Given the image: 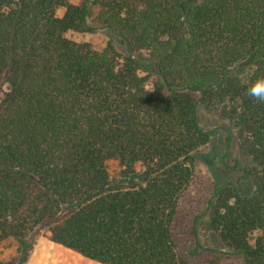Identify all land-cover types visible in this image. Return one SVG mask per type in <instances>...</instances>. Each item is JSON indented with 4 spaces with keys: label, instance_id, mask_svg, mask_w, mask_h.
I'll return each instance as SVG.
<instances>
[{
    "label": "trees",
    "instance_id": "16d2710c",
    "mask_svg": "<svg viewBox=\"0 0 264 264\" xmlns=\"http://www.w3.org/2000/svg\"><path fill=\"white\" fill-rule=\"evenodd\" d=\"M100 30L101 51L65 37ZM260 78L264 0H0L5 264L39 237L97 264H264V102L247 94ZM199 106L224 124L233 183L206 188L195 169L217 134ZM205 214L222 249L199 241Z\"/></svg>",
    "mask_w": 264,
    "mask_h": 264
},
{
    "label": "rangeland",
    "instance_id": "374dc122",
    "mask_svg": "<svg viewBox=\"0 0 264 264\" xmlns=\"http://www.w3.org/2000/svg\"><path fill=\"white\" fill-rule=\"evenodd\" d=\"M84 0H69L73 5H80ZM95 9L92 10L94 15ZM63 9L57 11V15L61 16ZM65 37L76 43H86L93 50L101 51L107 41L109 40L108 33L100 30L94 33H75L67 32ZM142 76V74H140ZM149 84V83H148ZM149 87V85H148ZM7 92V87H0V99L3 94ZM198 119L202 128L206 130L216 129L217 134L213 136L210 142L197 152L199 160L195 165V169L203 180L206 188H210L212 184L219 185L222 183L231 182L233 183L236 179L237 174H226L221 167L220 157L224 152V140L227 132L220 129L219 127L224 126L223 123L217 121L212 115L207 114L201 106L198 107ZM221 125V126H220ZM225 128L228 129L225 124ZM230 157L227 160V164L230 168L234 167L236 163H241V156L237 143L233 140L231 142ZM107 172L109 178L114 180L117 179L121 168L116 162H107ZM137 173L140 169L136 168ZM205 209V205L200 203L194 209L193 215H199ZM192 215V216H193ZM191 216V218H192ZM190 219V217H189ZM198 238L202 245L213 248L222 249L219 240L216 235L209 231L207 228V215L205 214L197 226ZM256 234H252L250 237V243H253ZM187 243L190 242L187 231L181 237ZM15 256V242L13 240H7L0 243V264L9 263ZM25 264H97L82 258L80 255L67 250L59 245L53 244L43 237H39L30 252V255Z\"/></svg>",
    "mask_w": 264,
    "mask_h": 264
},
{
    "label": "clouds",
    "instance_id": "9594fccd",
    "mask_svg": "<svg viewBox=\"0 0 264 264\" xmlns=\"http://www.w3.org/2000/svg\"><path fill=\"white\" fill-rule=\"evenodd\" d=\"M247 94L260 102H264V78H260L254 82L253 85L247 89Z\"/></svg>",
    "mask_w": 264,
    "mask_h": 264
}]
</instances>
